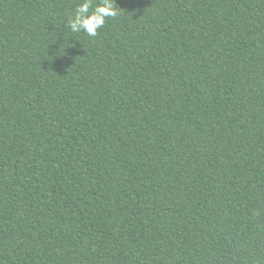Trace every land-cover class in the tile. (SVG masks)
<instances>
[{
  "label": "trees",
  "instance_id": "1",
  "mask_svg": "<svg viewBox=\"0 0 264 264\" xmlns=\"http://www.w3.org/2000/svg\"><path fill=\"white\" fill-rule=\"evenodd\" d=\"M79 3L0 0V264H264V0Z\"/></svg>",
  "mask_w": 264,
  "mask_h": 264
},
{
  "label": "clouds",
  "instance_id": "2",
  "mask_svg": "<svg viewBox=\"0 0 264 264\" xmlns=\"http://www.w3.org/2000/svg\"><path fill=\"white\" fill-rule=\"evenodd\" d=\"M114 4L115 0H102L98 3H94V0H81L66 19L64 28L72 33L95 37L105 27L108 18L117 16Z\"/></svg>",
  "mask_w": 264,
  "mask_h": 264
}]
</instances>
